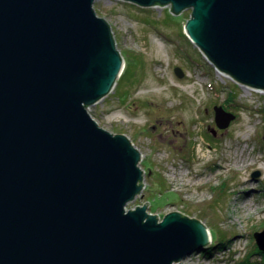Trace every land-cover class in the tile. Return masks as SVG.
Instances as JSON below:
<instances>
[{"label": "water", "instance_id": "1", "mask_svg": "<svg viewBox=\"0 0 264 264\" xmlns=\"http://www.w3.org/2000/svg\"><path fill=\"white\" fill-rule=\"evenodd\" d=\"M96 1L0 0V264H176L212 241L181 212L127 210L144 188L141 153L87 111L124 69ZM121 1L191 9L190 41L217 70L264 90V0ZM214 113L219 129L236 119ZM254 238L264 251V230Z\"/></svg>", "mask_w": 264, "mask_h": 264}, {"label": "rangeland", "instance_id": "2", "mask_svg": "<svg viewBox=\"0 0 264 264\" xmlns=\"http://www.w3.org/2000/svg\"><path fill=\"white\" fill-rule=\"evenodd\" d=\"M94 9L111 26L124 69L87 111L105 130L126 135L142 156L144 188L127 210L147 205L159 218L178 211L226 235L223 246L176 264H264L254 238L264 230V90L218 73L186 35L191 9L176 15L171 5L121 0H97ZM232 100L242 108L231 107ZM215 106L236 115L228 128L217 127ZM256 171L260 176L252 177Z\"/></svg>", "mask_w": 264, "mask_h": 264}, {"label": "trees", "instance_id": "3", "mask_svg": "<svg viewBox=\"0 0 264 264\" xmlns=\"http://www.w3.org/2000/svg\"><path fill=\"white\" fill-rule=\"evenodd\" d=\"M170 11H172V8L170 9ZM236 96H237V94H236V92L234 91V90H230V92L228 93V97L229 98H236ZM232 104H233V106H231V107H234V109H236V110H240L242 107L240 106V104H238V103H235V101H233L232 100ZM223 106H224V108H229V105H228V102H227V100L225 101V103L223 104ZM185 215V214H184ZM212 241H211V243L207 246V247H205V248H203V249H214L215 247H217V246H219V245H224V242H225V238H227L226 237V235H224V234H215L214 232H212ZM202 250V249H201ZM256 253V252H255ZM260 254H263L262 252L260 253ZM263 257H264V255H263Z\"/></svg>", "mask_w": 264, "mask_h": 264}, {"label": "bare ground", "instance_id": "4", "mask_svg": "<svg viewBox=\"0 0 264 264\" xmlns=\"http://www.w3.org/2000/svg\"><path fill=\"white\" fill-rule=\"evenodd\" d=\"M95 10V9H94ZM96 12V11H95ZM192 13V12H191ZM96 14H97V16L98 17H100V18H103V17H101V16H99V14L96 12ZM104 19V18H103ZM218 73L221 75V76H224V77H229L230 78V76L229 75H227V74H225V73H223V72H221V71H219L218 70ZM120 78V77H119ZM118 78V79H119ZM117 79V80H118ZM245 88H249V89H251V90H254V88H252V87H248V86H245ZM106 97V96H105ZM102 100V99H101ZM99 102V101H98ZM136 147V146H135ZM142 166H141V162H140V168H141ZM142 169V168H141ZM143 182H144V180H143ZM209 231H210V229H209ZM211 232V231H210ZM213 236V235H212Z\"/></svg>", "mask_w": 264, "mask_h": 264}]
</instances>
